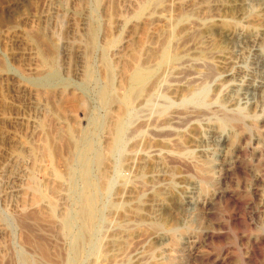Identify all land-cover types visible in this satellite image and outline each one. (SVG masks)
Returning a JSON list of instances; mask_svg holds the SVG:
<instances>
[{
	"label": "rangeland",
	"instance_id": "obj_1",
	"mask_svg": "<svg viewBox=\"0 0 264 264\" xmlns=\"http://www.w3.org/2000/svg\"><path fill=\"white\" fill-rule=\"evenodd\" d=\"M159 3L0 0V264H264V0Z\"/></svg>",
	"mask_w": 264,
	"mask_h": 264
},
{
	"label": "bare ground",
	"instance_id": "obj_2",
	"mask_svg": "<svg viewBox=\"0 0 264 264\" xmlns=\"http://www.w3.org/2000/svg\"><path fill=\"white\" fill-rule=\"evenodd\" d=\"M151 1V0H150ZM156 2H160L161 3V1H163V0H155ZM160 3L158 4V5H160ZM167 3V2H166ZM154 5V4H153ZM194 5V4H193ZM148 7H149V5H148ZM158 7V6H157ZM161 7V6H160ZM163 7H165V6H163ZM184 7V6H183ZM156 8V7H155ZM159 8V7H158ZM180 8H182V7H180ZM165 9V8H164ZM172 9V8H171ZM179 9V8H178ZM184 9V8H183ZM142 10V9H141ZM146 10H147V8H146ZM155 10V9H154ZM157 10V9H156ZM140 11V10H139ZM145 12V11H144ZM148 12V11H147ZM181 12V11H180ZM182 12H184V10H182ZM186 12V11H185ZM146 13V12H145ZM192 13V12H191ZM160 14V13H159ZM185 14V13H184ZM184 14H182V15H184ZM137 15H138V13H137ZM180 15V14H179ZM186 15V14H185ZM203 15H204V13H203ZM201 16V15H200ZM185 17V16H184ZM181 18V17H180ZM179 27V26H178ZM184 28H185V26H184ZM182 30V29H181ZM183 31V30H182ZM184 32V31H183ZM182 33V32H181ZM181 33H179V34H181ZM203 34H204V32H203ZM200 35V34H199ZM202 35V34H201ZM200 35V36H201ZM179 36V35H178ZM207 36V35H206ZM213 36V35H212ZM166 38V37H165ZM204 38V37H203ZM197 39V38H196ZM166 40H168V39H166ZM165 40V41H166ZM198 40V39H197ZM188 41V40H187ZM190 41V40H189ZM188 41V42H189ZM216 42V41H215ZM159 43H161V42H159ZM167 43V42H166ZM200 44V43H199ZM216 44V43H215ZM183 44H181V46H182ZM214 45V44H213ZM149 46V45H148ZM180 46V47H181ZM184 46V45H183ZM216 46V45H215ZM175 47V46H174ZM145 48V47H144ZM147 48V47H146ZM153 48V47H152ZM162 49L160 50V51H158V53H156L157 55H155V57H156V61H155V59H154V61L156 62V64H155V66H157L155 69H151V68H149L148 66V68H146V67H144L143 69H138V70H136L133 74H132V76L130 77V80H129V77H128V80H129V85H128V91L126 92V94L127 95H125V97H124V99H123V105H125V106H129V105H134V103H135V101L138 99L139 100V98H142L143 96V94L145 93V92H147V94L149 93V94H151L150 92L155 88V85L157 84V82H159L160 80H159V78H160V72H161V70H162V68H163V66L165 65V64H168L169 63V61H170V58H171V61L173 62V61H175V60H177L178 59V55L179 56H181V54H178V53H171L170 51H169V49H168V47H167V44H165L163 47H161ZM177 48V47H176ZM183 47H181V49H182ZM148 49H150V48H148ZM184 49V48H183ZM153 50V49H152ZM151 50V51H152ZM156 50V49H155ZM174 50V49H173ZM204 50V49H203ZM207 50V49H206ZM146 51H148V50H146ZM140 52V51H139ZM143 52V51H142ZM185 52V51H184ZM141 53V52H140ZM155 53V52H154ZM154 53H153V56H154ZM147 54V53H146ZM218 54V53H217ZM149 56V55H148ZM147 56V57H148ZM203 56V55H202ZM140 57V56H139ZM150 57V56H149ZM137 59V58H136ZM138 60V59H137ZM151 60V58L148 60V61H150ZM143 61V60H142ZM146 61V60H145ZM144 61V62H145ZM135 62V61H134ZM154 62V63H155ZM137 62H135V64H136ZM140 63V62H139ZM145 64V63H144ZM140 65H142V64H140ZM148 65H149V62H148ZM151 65V64H150ZM146 66V65H145ZM169 66V65H168ZM143 67V66H142ZM151 67V66H150ZM154 67V66H153ZM130 68V67H129ZM128 68V70H130L131 68H133V67H131L130 69ZM136 68V67H135ZM167 69V68H166ZM165 69V70H166ZM174 69V68H173ZM132 70V69H131ZM131 72V71H130ZM132 73V72H131ZM126 75V74H125ZM164 75V74H163ZM159 80V81H158ZM125 81V80H124ZM161 82V81H160ZM125 84H126V81H125ZM150 87V89H148ZM166 89V88H165ZM126 90H127V87H126ZM154 91V90H153ZM188 92V91H187ZM190 92V91H189ZM147 94H146V96H147ZM181 93H179V95H180ZM142 96V97H141ZM145 99H147V98H145ZM137 100V101H138ZM202 100H204V98L202 97V99H201V101ZM136 101V102H137ZM138 102H140V103H142L141 101H138ZM139 103V104H140ZM144 104V103H143ZM137 105V104H136ZM141 105V104H140ZM135 106V105H134ZM139 106V105H138ZM135 108V107H134ZM133 108V109H134ZM121 109V108H120ZM122 109H124V108H122ZM136 109V108H135ZM138 109V108H137ZM124 110L122 111V114H123V116H124ZM129 112V111H128ZM205 114V113H204ZM203 115V114H202ZM122 116V115H121ZM132 116V115H131ZM223 116V115H222ZM120 117V116H119ZM129 118V117H128ZM112 120V119H111ZM129 120V119H128ZM225 120H226V123H228V124H230V125H232V126H238V125H241V124H244L243 123V121H244V119L241 117V116H239V115H235V114H232V115H226L225 116ZM170 121V120H169ZM192 121V120H191ZM166 122V121H165ZM168 123H170V122H168ZM161 124V123H160ZM164 124V123H163ZM154 125V124H153ZM187 125V124H186ZM114 126V125H113ZM124 126H125V122H124V120L122 119V120H120L118 123H117V125L115 126V128L113 129V144L111 145V147H110V152H112V153H114L115 151H116V149H118L117 147H118V144H119V142L121 141V139L124 137ZM140 126V125H139ZM239 127V126H238ZM248 128V127H247ZM109 129H110V127H109ZM242 129H243V127H242ZM251 129V128H250ZM138 130H139V128H138ZM248 131V130H247ZM172 133V132H171ZM248 133V132H247ZM74 134V133H73ZM170 134V133H169ZM111 135V134H110ZM175 135V134H174ZM60 136V135H59ZM66 139V138H65ZM246 139V138H245ZM112 141V140H111ZM110 143V142H109ZM153 145V144H152ZM145 146V145H144ZM181 146V145H180ZM135 148V147H134ZM42 149V148H41ZM43 151V150H42ZM47 151H48V149H47ZM34 154V153H33ZM99 159H100V162H102V157H99ZM148 165V164H147ZM146 165V166H147ZM143 167V166H142ZM153 168V167H152ZM151 168V169H152ZM144 171V170H143ZM146 171V170H145ZM103 172H104V170H103ZM61 175V174H60ZM103 175H104V173H103ZM107 176V175H106ZM64 177V176H63ZM104 177V176H103ZM140 177V176H139ZM87 180V179H86ZM105 184V183H104ZM34 185V188H35V190H36V193H37V195H38V198L39 197H42V192H41V188L36 184V183H34L33 184ZM32 185V186H33ZM89 185V184H88ZM103 188V187H102ZM101 188V189H102ZM35 193V192H34ZM86 203V202H85ZM84 203V204H85ZM54 206V205H53ZM52 209V208H51ZM54 209V208H53ZM83 210V209H82ZM113 210V209H112ZM56 211V210H55ZM35 213V212H34ZM55 213V212H54ZM83 214V217L85 218V220L87 221V224H86V227H85V231H84V233H85V238H86V234H88L89 233V231H90V229H91V221L93 220V215L92 214H89V213H87L86 214V212H82ZM49 215V214H48ZM54 217V216H53ZM29 218V217H28ZM82 218V217H81ZM30 219V218H29ZM65 219H67V218H65ZM36 220V219H35ZM70 221V220H69ZM64 225V228L67 230L68 229V224H67V221L65 222V223H63ZM70 224V223H69ZM36 225V224H35ZM25 226V225H24ZM26 226H28V225H26ZM37 226V225H36ZM71 226V225H70ZM38 227V226H37ZM45 231V230H44ZM69 231H70V229H69ZM30 233V232H29ZM121 234V233H120ZM37 236V235H36ZM117 236V235H116ZM34 237V236H33ZM45 238V237H44ZM88 238V237H87ZM36 239H37V237H36ZM28 240V239H27ZM88 240V239H87ZM84 241V236L83 237H81V239H80V243L81 242H83ZM29 243V242H28ZM31 244V243H30ZM38 244V243H37ZM107 246V245H106ZM34 251V250H33ZM75 254H76V256H78V254H79V243L78 244H76V248H75ZM42 252V251H41ZM13 253V252H12ZM23 253V252H22ZM38 253V252H37ZM39 254V253H38ZM37 254V255H38ZM34 255V254H33ZM49 255V254H48ZM61 255V254H60ZM21 256V255H20ZM40 256H41V254H40ZM59 256V255H58ZM62 256H63V254H62ZM65 256V255H64ZM75 256V257H76ZM61 257V256H60ZM30 257H28L27 255H25V254H23L22 256H21V259L23 260V262H25L26 264H40L39 262H32L31 261V259H29ZM43 258V257H42ZM41 258V259H42ZM54 258H56V257H54ZM65 258V257H64ZM13 259V258H12ZM52 259H53V257H52ZM64 261V260H63ZM68 261V260H67ZM41 262V261H40ZM60 262V261H59ZM103 262V261H102ZM49 263V262H48ZM51 263V262H50ZM49 263V264H50ZM58 263V262H57ZM68 263V262H67ZM59 264V263H58ZM60 264H62L61 262H60ZM69 264H73V263H69Z\"/></svg>",
	"mask_w": 264,
	"mask_h": 264
}]
</instances>
